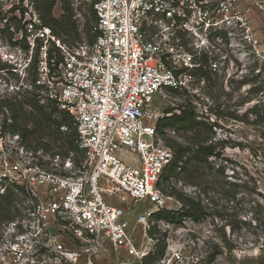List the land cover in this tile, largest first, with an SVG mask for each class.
Listing matches in <instances>:
<instances>
[{
  "label": "built area",
  "instance_id": "1",
  "mask_svg": "<svg viewBox=\"0 0 264 264\" xmlns=\"http://www.w3.org/2000/svg\"><path fill=\"white\" fill-rule=\"evenodd\" d=\"M67 1L92 8L91 45L62 44L44 26L37 0H0L30 57L39 51L38 103L71 117L82 151L79 167L72 155L61 166L55 156L51 171L29 163L23 181L5 182L31 205L2 224L0 264H96L107 248L141 264L147 252L136 249L125 211L110 202H148L152 209L137 218L146 226L172 200L158 188L173 153L157 135L164 116L153 100L182 91L198 67L179 33L192 32L197 46L200 29L217 24L204 23L205 0Z\"/></svg>",
  "mask_w": 264,
  "mask_h": 264
},
{
  "label": "rangeland",
  "instance_id": "2",
  "mask_svg": "<svg viewBox=\"0 0 264 264\" xmlns=\"http://www.w3.org/2000/svg\"><path fill=\"white\" fill-rule=\"evenodd\" d=\"M69 8L76 31L57 38L49 30L69 49L75 42L89 45L96 31L91 7L76 4ZM201 12L204 23L217 24L206 31L203 27L200 29L202 44L196 46L192 32L182 31L178 35L198 67L191 71L186 88L155 96L153 105L163 116L171 110L179 113L177 108L181 106L193 108L197 121L211 128L206 143H212L221 156L220 159L209 158V162L214 167H223V177L228 183L247 182V189L235 188L230 195H224L218 188L219 178L209 174L210 186L205 196V187L199 181L188 184L182 179L171 180L162 193L172 200L162 211H177L180 204L168 194L171 190L182 192L200 199L206 206L205 219L197 223L185 220L181 224H168L151 217L147 225L142 226L137 223V218L143 212H149L151 204L135 205L121 197L109 202L125 211L136 249L147 252L144 258L152 256L157 244L163 247V254L150 264H264V122L254 125L258 119L249 113L259 103L258 111L264 113V95L257 87L260 84L259 68L264 61V0H205ZM51 18L58 25L65 23L60 3L53 7ZM8 19L0 11V30H3L0 31V62L7 68L0 71V100L23 103L25 114L36 116L38 113L29 107L28 100L30 93H36L33 80L38 78L41 57L37 49L30 57L15 29L17 25ZM197 70L210 73L209 83L195 76ZM243 81L250 83L240 84ZM249 90L254 91L249 93ZM42 106L48 105L45 102ZM50 114L54 122H62L58 112ZM10 124L8 113L5 116L0 113V192L5 190L13 195V201L9 202L10 219L0 221V230L2 224L22 216L23 210L31 205L24 193L15 192L5 182L23 181L22 171L29 163L51 171L55 168V156L59 157L61 166L69 156V150L73 159L81 162V155L75 151L74 131L66 130L67 124L58 131L53 125L38 127L36 133L23 142L17 135L8 133L6 126ZM27 125L32 128L31 121ZM163 134L176 144H192L193 134H174L168 127L163 128ZM36 144H40L39 149L33 150ZM44 144H49L51 150L46 152L42 147ZM5 205L7 203L0 201L1 207ZM96 264L139 262L127 258L122 251L107 248L99 254Z\"/></svg>",
  "mask_w": 264,
  "mask_h": 264
},
{
  "label": "trees",
  "instance_id": "3",
  "mask_svg": "<svg viewBox=\"0 0 264 264\" xmlns=\"http://www.w3.org/2000/svg\"><path fill=\"white\" fill-rule=\"evenodd\" d=\"M41 1V2H40ZM39 4H37V10L40 14L41 20L45 27L49 28L52 33L59 38L61 35H67L71 31H76L75 24L71 22V10H70V4L67 0H40ZM38 2V0H37ZM56 3L61 4V11L62 15L65 16V23L62 25H58V22L52 20L51 18V12L53 7L56 5ZM41 4V7H40ZM93 17L94 13L92 11V8H90ZM95 19V17H94ZM3 32V30L1 31ZM95 38V31L93 32V36L89 42V45L93 43V40ZM77 43V42H75ZM49 57L51 55L49 54ZM59 61V59L57 60ZM204 63V62H203ZM35 65V62H34ZM7 69L6 66H4L0 62V71ZM196 77L203 79L206 83H209L211 80V75L206 70L201 71L197 70V73L195 75ZM257 78H260L258 90L262 92V95H264V61L261 63L258 76ZM36 79L33 80V85L35 83ZM248 81H243L240 84L245 85L249 84ZM257 90V91H258ZM254 90H249V93L253 92ZM170 93L176 92V91H168ZM31 99L28 100L30 104V108L37 112L38 114L36 116L29 115L27 116L25 112L23 111V103L20 102H14L11 99H2L0 100V113L5 116V113H8L10 116V126L7 127V131L11 135H17L21 142L27 141L33 136L38 127L41 126H50L53 125L56 128V131H58L59 128L65 127L63 125H68L67 129H73L75 138H74V144L76 141V132L73 127L72 119L70 116L63 112L56 111L55 107L51 105L50 103L47 104L48 106H42L38 103V100L36 98L35 92L30 93ZM24 102H27V100H24ZM259 104L253 106L251 110H249V113L255 114L257 117V121H255L254 125H261L264 122V113L261 114L260 111H258ZM49 110L50 112H58L59 116L62 118L61 123H56L52 120V115L50 112L48 113L46 110ZM179 113H172L171 111L165 112V115L163 118L159 119L156 124V132L157 135L162 139L164 145L168 147L172 153H173V159L171 164L164 170L160 182L158 184V188L163 191V187L171 180H185L188 184H194V181H199L201 184L204 185V195H207V189L210 186L209 183V174L215 175V177H218L220 181L218 188H220V191L224 195H230L233 193L235 188H246L247 189V182L242 183H228L226 180H224V170L222 166L214 167L212 166L211 162H209V158H218L220 159V154L216 152L215 147L212 143L207 144L206 140L208 138V135L210 134L211 128L207 127V124L204 122L197 121L196 114L193 110V108H184L183 106L178 107ZM264 110V108H263ZM260 112V113H259ZM170 114V115H168ZM168 115V116H166ZM67 118V119H66ZM68 120H70L68 122ZM24 123H21V122ZM31 121L32 128H28V123ZM168 127L171 132L174 134H178L180 132H183V134H193V137L190 138V141L192 142L191 146H182L180 144H176V142H171L168 139L165 138L163 134V128ZM203 133V134H201ZM202 135V136H200ZM40 144H36L34 146L33 150H38ZM70 140L68 143V147H70ZM43 149L48 152L50 151V145L44 144ZM75 151L81 155L82 159V151L79 150L77 145L75 144ZM72 152L69 150L68 155H70ZM67 155V156H68ZM73 158V156H72ZM74 164L76 167H79L81 162H77L74 160ZM201 180V181H200ZM238 181V179H236ZM217 188V189H218ZM170 197H173L177 200V202L180 204V208L173 212V211H160L155 214H153V218L157 221H163L168 224H181L185 220H190L192 222H200L203 219H205L207 212H206V206L202 204V201L200 199H193L182 192H178L176 190H171L169 192ZM13 195L10 192H6L4 196H0V201L3 203H7V205L3 207L0 206V221L3 219H10V205L9 202L12 200ZM4 216H3V215ZM163 254V247L161 245L157 244V248L152 256H147L144 258L141 262V264H150L153 259L159 258Z\"/></svg>",
  "mask_w": 264,
  "mask_h": 264
}]
</instances>
